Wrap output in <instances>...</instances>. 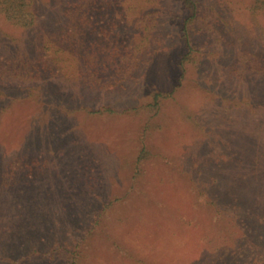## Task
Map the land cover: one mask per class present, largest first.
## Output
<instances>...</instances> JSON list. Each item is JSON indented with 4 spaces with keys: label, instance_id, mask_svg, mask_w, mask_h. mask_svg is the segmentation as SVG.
<instances>
[{
    "label": "rangeland",
    "instance_id": "obj_1",
    "mask_svg": "<svg viewBox=\"0 0 264 264\" xmlns=\"http://www.w3.org/2000/svg\"><path fill=\"white\" fill-rule=\"evenodd\" d=\"M255 1L0 11V264H264Z\"/></svg>",
    "mask_w": 264,
    "mask_h": 264
},
{
    "label": "trees",
    "instance_id": "obj_2",
    "mask_svg": "<svg viewBox=\"0 0 264 264\" xmlns=\"http://www.w3.org/2000/svg\"><path fill=\"white\" fill-rule=\"evenodd\" d=\"M262 0H256L255 5L259 6ZM264 3V2H263ZM0 11L15 23L23 26H31L35 21L34 11L32 8V0H0ZM161 93H155L156 99ZM247 251H251L254 247L249 244ZM253 251V250H252Z\"/></svg>",
    "mask_w": 264,
    "mask_h": 264
}]
</instances>
